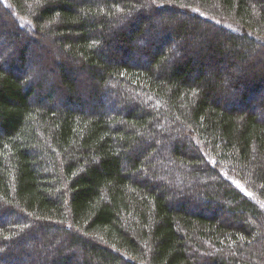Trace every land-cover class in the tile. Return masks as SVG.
Wrapping results in <instances>:
<instances>
[{"label": "trees", "instance_id": "16d2710c", "mask_svg": "<svg viewBox=\"0 0 264 264\" xmlns=\"http://www.w3.org/2000/svg\"><path fill=\"white\" fill-rule=\"evenodd\" d=\"M0 11V264H264V0Z\"/></svg>", "mask_w": 264, "mask_h": 264}, {"label": "rangeland", "instance_id": "374dc122", "mask_svg": "<svg viewBox=\"0 0 264 264\" xmlns=\"http://www.w3.org/2000/svg\"><path fill=\"white\" fill-rule=\"evenodd\" d=\"M4 5H5V3H3ZM5 7H6V5H5ZM3 8H4V6H3ZM11 15H13V16H16V14L14 13V12H12L11 13ZM0 17H2L3 19L5 18L4 17V14L2 15V11H0ZM11 18V17H10ZM18 20H20V21H22L23 22V24H24V21L23 20H21V18H17ZM0 22H4L5 23V25H6V28H8V34L5 36V37H2V38H0V54H2V52H12L14 49L16 50V48H14V46L12 45V44H9V43H7L6 42V40H7V38L8 37H12V39H13V35H14V32L12 31L13 29H12V24H10V22L8 21V20H6V19H4V21H0ZM14 20L11 22V23H13L14 24ZM15 23H17V22H15ZM26 23V22H25ZM16 26H17V24H16ZM18 27V26H17ZM19 28V27H18ZM21 30H22V32H23V34H26L27 36H31V37H33V34L31 33V27L30 28H26V27H24V28H20ZM7 30V29H6ZM23 34H21V35H23ZM21 35H18L19 36V39L18 40H22V38L20 37ZM22 43H23V40H22ZM19 44H20V42H19ZM19 44H18V46H19ZM46 45H43V49H41L40 50V48H39V45L36 47V46H34L35 47V49L37 50V51H39V52H44V51H50V53H40V54H44V56L45 57H51L50 55H52V57L53 56H56V54H58V53H56V49L54 48V47H45ZM13 51L12 53H7V54H4V56H5V58H7L8 56H13V55H15V52L16 51ZM254 53L255 54H257V57L264 63V50L262 49V48H255V51H254ZM253 54V53H252ZM41 59L43 58L44 59V57L43 56H41L40 57ZM47 66V65H49V68H53V63H51V65L49 64V61H47V62H43V60H42V62L40 63V66ZM27 69H30L31 68V65H27ZM41 69V68H40ZM43 70H45L44 68H42ZM41 69V70H42ZM42 70V71H43ZM236 70V69H235ZM81 85H82V82H81ZM237 96V95H236ZM260 96V97H259ZM264 97V89L262 90V91H258V93H257V96H256V99H255V101L253 102V104H254V106L255 107H257V102L261 99V98H263ZM136 98H138V96H136ZM136 100H138V99H136ZM111 106V105H110ZM109 106V107H110ZM254 110H256V108L254 109ZM263 116H264V110H262V118H263ZM264 119V118H263ZM186 186H188L189 184L188 183H186L185 184ZM188 187H190V186H188ZM244 191V190H243ZM245 191H248L247 189H245Z\"/></svg>", "mask_w": 264, "mask_h": 264}, {"label": "bare ground", "instance_id": "6f19581e", "mask_svg": "<svg viewBox=\"0 0 264 264\" xmlns=\"http://www.w3.org/2000/svg\"><path fill=\"white\" fill-rule=\"evenodd\" d=\"M233 183L237 184V186H240L241 184H239V181H234ZM242 186V185H241ZM243 187V186H242Z\"/></svg>", "mask_w": 264, "mask_h": 264}]
</instances>
